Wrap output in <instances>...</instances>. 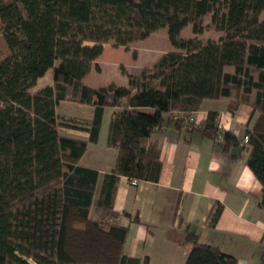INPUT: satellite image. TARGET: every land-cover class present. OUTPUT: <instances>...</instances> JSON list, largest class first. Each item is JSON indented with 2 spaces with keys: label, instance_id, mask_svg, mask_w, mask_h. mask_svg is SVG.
<instances>
[{
  "label": "trees",
  "instance_id": "16d2710c",
  "mask_svg": "<svg viewBox=\"0 0 264 264\" xmlns=\"http://www.w3.org/2000/svg\"><path fill=\"white\" fill-rule=\"evenodd\" d=\"M263 9L264 0H0V33L10 49L0 56V264H150L125 252L128 227L114 209L118 180L158 182L154 134L183 125L208 98L228 99L233 110L247 103L257 113L245 133L247 164L262 184L264 209ZM188 25L195 34L221 35L182 37ZM163 27L176 50L127 74L126 85L86 82L105 43L128 46ZM50 69L52 84L33 91ZM63 101L93 106V117L58 111ZM106 107L117 108L107 139L117 158L99 183L100 171L81 159L99 140ZM219 126L210 111L204 134L216 138ZM225 139L226 148L240 143L231 131ZM221 212L214 207L213 224ZM185 241L192 247L184 264H242L196 234Z\"/></svg>",
  "mask_w": 264,
  "mask_h": 264
},
{
  "label": "crops",
  "instance_id": "0c3cea01",
  "mask_svg": "<svg viewBox=\"0 0 264 264\" xmlns=\"http://www.w3.org/2000/svg\"><path fill=\"white\" fill-rule=\"evenodd\" d=\"M48 79L47 84H52L53 78ZM65 102L70 101L61 102L58 111L62 112ZM80 106L85 113L70 116L93 117V106ZM115 110L105 108L99 140L90 143L81 159L82 165L100 171L99 183L116 163V150L107 144ZM210 111L218 112L216 138L203 132ZM256 116L250 104L241 103L233 110L228 99L208 98L185 116L183 125L170 123L154 134L153 139L161 147L159 181L133 184L127 176L118 180L114 209L122 214L116 222L128 227L126 254L141 261L147 259L150 264H184L192 247L185 239L191 233L200 242L218 245L234 254L242 264H264V209L259 206L263 187L247 164L249 152L243 143ZM189 121L195 125L190 126ZM226 131L234 133L240 143L226 148L225 137L219 136ZM64 132L89 137L87 132L71 128ZM217 205H222V212L213 224L209 216Z\"/></svg>",
  "mask_w": 264,
  "mask_h": 264
},
{
  "label": "rangeland",
  "instance_id": "374dc122",
  "mask_svg": "<svg viewBox=\"0 0 264 264\" xmlns=\"http://www.w3.org/2000/svg\"><path fill=\"white\" fill-rule=\"evenodd\" d=\"M260 19H264V9L260 13ZM210 21V18L205 19V24ZM221 32L207 28L200 34H195L192 31L191 25L186 26L181 33L182 37L189 38L198 36L199 38L218 39ZM126 46H117L114 41L105 43L102 55L97 59L100 68L93 67L86 75V81L94 87H104L111 84L126 85L129 73H138L145 66H153L163 54L176 50L170 42L168 35V27H163L152 33L150 36ZM10 49L6 44L3 35L0 33V56L9 55ZM60 60L57 61V64ZM53 78V69H50L47 74L41 78L39 84L33 88L39 89L47 85L48 78ZM129 81V79H128ZM128 84V82H127ZM63 113L69 115H79L85 113L84 108L80 104L74 102H65L60 108Z\"/></svg>",
  "mask_w": 264,
  "mask_h": 264
},
{
  "label": "built area",
  "instance_id": "2783aa9c",
  "mask_svg": "<svg viewBox=\"0 0 264 264\" xmlns=\"http://www.w3.org/2000/svg\"><path fill=\"white\" fill-rule=\"evenodd\" d=\"M179 116H178V113H174L173 114V118L175 119H177ZM221 138H223V137H225V133H220V135H219ZM248 141H249V136L248 135H244L243 136V143L244 144H247L248 143ZM131 182L133 183V184H138L139 183V180L138 179H131Z\"/></svg>",
  "mask_w": 264,
  "mask_h": 264
}]
</instances>
